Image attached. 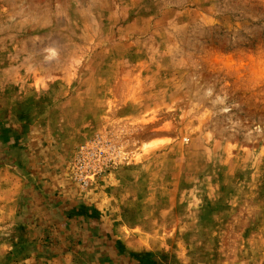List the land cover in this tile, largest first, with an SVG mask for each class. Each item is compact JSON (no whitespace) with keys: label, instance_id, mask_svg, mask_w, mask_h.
<instances>
[{"label":"rangeland","instance_id":"obj_1","mask_svg":"<svg viewBox=\"0 0 264 264\" xmlns=\"http://www.w3.org/2000/svg\"><path fill=\"white\" fill-rule=\"evenodd\" d=\"M0 264H264V0H0Z\"/></svg>","mask_w":264,"mask_h":264},{"label":"crops","instance_id":"obj_2","mask_svg":"<svg viewBox=\"0 0 264 264\" xmlns=\"http://www.w3.org/2000/svg\"><path fill=\"white\" fill-rule=\"evenodd\" d=\"M25 151H26V149H25ZM19 164H21V165H23L22 164V162H20ZM16 177V176H15ZM17 179V178H16ZM15 178H14V180H16ZM8 180H10V177H8ZM16 182H18L19 183V189H18V194L20 195V193H22V192H26V191H24L25 190V184L23 183V182H25V177L23 176L22 178H18V181H16ZM9 188H10V186H9ZM17 192V191H16ZM23 194V193H22ZM19 195L17 196V197H19ZM48 206H51V207H54V204H51V205H48ZM48 206H44L43 208L45 209V210H47L49 207ZM62 212L64 213V215L66 214L67 216H66V218L67 219H69V217L71 216V213H72V211H70V209H66V210H62ZM53 213H54V210H53ZM88 215H87V218H91L90 217V214L89 213H87ZM70 215V216H69ZM50 219V222L51 223H53L54 222V220H53V218H49ZM93 220V219H92ZM67 222V221H66ZM22 226H24V225H22ZM105 236V235H104ZM118 239H120V241H121V246L123 247V245H128L126 242H124V240L122 241V239L121 238H119V237H117ZM24 240V239H23ZM30 243V242H29ZM28 244V243H27ZM115 244H117V241H116V243ZM25 245H26V243H25ZM27 247V246H26Z\"/></svg>","mask_w":264,"mask_h":264}]
</instances>
